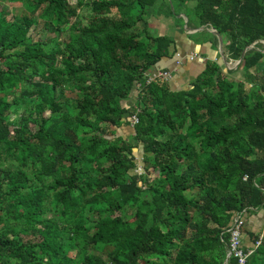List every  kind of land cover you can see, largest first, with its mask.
I'll use <instances>...</instances> for the list:
<instances>
[{"label": "trees", "instance_id": "obj_1", "mask_svg": "<svg viewBox=\"0 0 264 264\" xmlns=\"http://www.w3.org/2000/svg\"><path fill=\"white\" fill-rule=\"evenodd\" d=\"M20 1L19 20L0 9V264H221L232 216L264 209V0ZM178 6L226 60L251 45L235 68L216 54L186 88L146 81L174 61L149 19ZM37 18L71 36L28 38ZM244 264H264V236Z\"/></svg>", "mask_w": 264, "mask_h": 264}, {"label": "crops", "instance_id": "obj_2", "mask_svg": "<svg viewBox=\"0 0 264 264\" xmlns=\"http://www.w3.org/2000/svg\"><path fill=\"white\" fill-rule=\"evenodd\" d=\"M186 3L188 8L192 7L191 1H187ZM183 15L185 16L184 7L178 6L176 8V14L173 17H175V19L183 18L182 26L180 23H175V19L170 20L169 18L171 17L164 18L163 16L159 15L155 18L153 17L149 19L153 27H155L156 24V27L159 31L167 33V35L172 38L174 53L177 52L183 57L188 53L197 54V56L192 60H188L186 57L182 58L180 60V63L177 64L175 67L173 55H171L170 57L161 58L156 63L155 67L150 69V72H153L154 70L161 69L164 67L169 68V66L173 64L170 69H173V67L174 69L171 70V76L167 80L169 86L173 89L186 88L188 86L189 80L202 67L201 65L203 64L204 60L215 59L217 54V41L213 39L212 33L202 29L192 31L193 28H197L199 26H204V28H207V26L196 25V20L194 18L189 21L190 25H187V17H184ZM184 20L185 26H187L188 29H185L184 27ZM203 33L208 35V39L204 38ZM263 60L264 55L260 58L259 65L257 67L251 68L250 71H264V66L262 65ZM243 221V229L245 230L243 236V243L245 245H248L250 243L248 234H254L259 229H261L260 231L263 232L264 209L254 210L251 214L248 215L247 219L244 218Z\"/></svg>", "mask_w": 264, "mask_h": 264}, {"label": "rangeland", "instance_id": "obj_3", "mask_svg": "<svg viewBox=\"0 0 264 264\" xmlns=\"http://www.w3.org/2000/svg\"><path fill=\"white\" fill-rule=\"evenodd\" d=\"M70 2L72 0H69ZM0 9L2 10L5 18L7 20H10V19H21L22 15L24 14V10H23V7L21 5V1L20 0H3V1H0ZM90 15V12L87 10V8H85V6L79 8L77 10V17L79 18L80 22L81 23H85L87 21V18L89 17ZM168 17H171L169 18L170 20L171 19H175V17L173 16H168ZM178 17V16H177ZM75 18H71L70 21H74ZM182 21H183V18H177L175 19V23L177 24H181L182 26ZM46 21L43 20L42 18H37L36 21L29 27L28 31H27V37L32 39V40H51V39H54L56 38L57 40H61V39H64V38H67V37H70L71 36V33L66 31V30H63L62 32L60 33H57L56 30H53L52 32L48 30V27H46ZM156 26V24H155ZM204 38L208 39V35L207 34H204ZM203 37V36H202ZM213 40V39H212ZM263 46H264V43H263ZM173 48V46H172ZM264 49V47H263ZM223 50V48H222ZM232 61V60H231ZM262 65L264 66V60L262 62ZM234 66V62H233V65L229 66L228 65V69H233L235 67ZM258 72H261V71H258ZM245 87H247V85H245ZM78 88L76 85H73L71 86L70 88H66L64 90V95H66L67 97H73V96H76L78 95ZM10 94L7 95V101L10 99ZM127 103H133V98H129ZM3 108L4 107V102H1L0 103V108ZM48 114V111L45 112V115ZM13 116V114L9 113V117L11 118ZM102 133L104 134H107L109 135L111 132L108 130V128L106 130H101ZM116 131H119V133L122 134L123 137L125 138H128L130 139L131 135H132V130L130 129V126L128 125H125V124H122L120 125ZM132 153L134 155V160H135V163H136V167L134 168V172L136 173H140L143 171L142 169V162L140 160L141 158V153H140V149L139 147H136V148H133L132 149ZM8 163L5 162V161H1L0 162V167H3V166H6ZM144 176H145V179L146 180H153V179H158L159 177L156 175V172L155 170L152 168V167H146V169L144 170ZM261 229H259L257 232H255V234L259 235L260 233H262L261 235L264 236V231H260ZM259 233V234H258Z\"/></svg>", "mask_w": 264, "mask_h": 264}, {"label": "built area", "instance_id": "obj_4", "mask_svg": "<svg viewBox=\"0 0 264 264\" xmlns=\"http://www.w3.org/2000/svg\"><path fill=\"white\" fill-rule=\"evenodd\" d=\"M197 56L196 53H188L184 57L188 60H192ZM179 53H174V67L180 63V60L184 58ZM173 67V69H174ZM173 69H157L151 73L146 74V81L152 79H158L166 81L171 76V70ZM136 122V117L132 115L130 117V125ZM244 178V177H243ZM243 216L241 213H236L232 216L230 224L226 230L227 232V244L226 253L228 254L225 264H244L247 257L250 255L255 246H257L261 240L260 233L256 239L252 241L250 245H245L243 243ZM231 261V262H230Z\"/></svg>", "mask_w": 264, "mask_h": 264}, {"label": "water", "instance_id": "obj_5", "mask_svg": "<svg viewBox=\"0 0 264 264\" xmlns=\"http://www.w3.org/2000/svg\"><path fill=\"white\" fill-rule=\"evenodd\" d=\"M169 8H170V10H172V6H171L170 3H169ZM183 16H184V15H183ZM184 17H185V16H184ZM184 27H185V29H188V27L185 26V20H184ZM201 29H202V30H207V31H209L210 33H212V34L215 35V37H216V41H217V54H218V57H219L221 63H222L226 68L228 67V65H229V66L233 65V62H234V66H233V67H235V66L239 63V61L241 60L242 55H243V52H244L246 49H248V48L251 47V45H247V46H245L244 49L241 51V53H240V55H239V57H238L237 59L232 60V61H231V60H226V59H225V56H224V54H223V50H222V40H221V36L219 35V33H218L215 29H213L212 27L204 28V26H199V27H197V28H193L192 31L201 30ZM261 52H264V49H262ZM228 68H229V67H228ZM227 256H228V254L226 253L225 256H224V258H223V260H222V262H221V264H225V261H226Z\"/></svg>", "mask_w": 264, "mask_h": 264}]
</instances>
